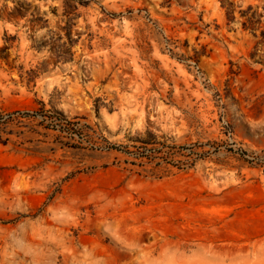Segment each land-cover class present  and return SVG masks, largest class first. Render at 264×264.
Here are the masks:
<instances>
[{
  "label": "rangeland",
  "instance_id": "1",
  "mask_svg": "<svg viewBox=\"0 0 264 264\" xmlns=\"http://www.w3.org/2000/svg\"><path fill=\"white\" fill-rule=\"evenodd\" d=\"M0 0V264H264V0Z\"/></svg>",
  "mask_w": 264,
  "mask_h": 264
},
{
  "label": "trees",
  "instance_id": "2",
  "mask_svg": "<svg viewBox=\"0 0 264 264\" xmlns=\"http://www.w3.org/2000/svg\"><path fill=\"white\" fill-rule=\"evenodd\" d=\"M222 3L223 6L226 8L228 24H231L232 22L239 20L237 15V7L235 6L234 2L230 0H222ZM239 13L243 18V20H241L242 27L245 30L252 31L255 34V36H259L257 31L260 30L263 36L262 41H264V27L262 25L263 15L259 13L257 9H254V7L251 5L246 10L241 9Z\"/></svg>",
  "mask_w": 264,
  "mask_h": 264
}]
</instances>
